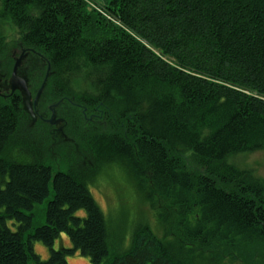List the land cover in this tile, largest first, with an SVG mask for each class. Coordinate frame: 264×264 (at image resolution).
<instances>
[{
	"label": "trees",
	"instance_id": "trees-1",
	"mask_svg": "<svg viewBox=\"0 0 264 264\" xmlns=\"http://www.w3.org/2000/svg\"><path fill=\"white\" fill-rule=\"evenodd\" d=\"M102 7L112 20L85 0H0L3 82L13 69L7 22L37 95L34 121L18 93L0 95V264L75 255L90 264H264V182L229 162L264 151V0ZM50 115L62 124L66 169L46 163L38 140L51 134ZM111 169L160 235L139 220L126 247L112 240L89 189ZM61 235L70 247L55 251Z\"/></svg>",
	"mask_w": 264,
	"mask_h": 264
},
{
	"label": "rangeland",
	"instance_id": "rangeland-1",
	"mask_svg": "<svg viewBox=\"0 0 264 264\" xmlns=\"http://www.w3.org/2000/svg\"><path fill=\"white\" fill-rule=\"evenodd\" d=\"M106 0H85L89 6L103 12V3ZM104 13V12H103ZM2 34L5 36V43H7V49L9 51V57L13 61V69L10 78L3 82V75L0 74V95L8 97L13 89V93H18L23 102V108L25 112L35 120V114L33 109L36 104L37 95L33 96L29 92V87L26 84L21 73L26 74L31 71L24 66V58L21 52L15 46L18 41L16 30L7 22L3 24ZM13 78V80H12ZM5 89L8 90L5 93ZM47 122V123H45ZM44 123L51 128V134L48 139L44 137L38 138L41 143L43 140L42 150L45 154V161L49 166L54 169H66L67 162L70 155L66 154L65 148L67 147L64 137L59 136L62 131L61 121H58L53 115H50ZM23 128L20 127L18 134L23 133ZM41 139V140H40ZM48 141L47 145L45 142ZM63 144V146H62ZM61 146V147H60ZM229 162L240 170H247L252 175L264 182V151H255L239 154L229 159ZM93 199L102 211L104 218L107 222L109 233L114 240L115 236H122V246L126 247L129 242V236L133 224L139 220H143L147 223L152 231L156 235H160L157 232V225L152 211L147 205L142 204L134 194L132 188L126 183L125 178L116 169H111L107 174L99 176L96 182L89 187ZM53 191L50 189V194L46 200L41 204L35 206L34 209V227L44 224V212L47 202L52 199ZM79 215H82L80 213ZM8 223V226L12 229H16V225ZM69 242L65 235H61L53 246V250L57 251L61 248H69ZM34 252L45 260L49 252L41 244L36 243L33 246ZM67 264H90L89 260L82 258L79 255L71 256L66 259ZM29 264H32L31 262ZM227 264H238L228 262ZM241 264V263H240Z\"/></svg>",
	"mask_w": 264,
	"mask_h": 264
},
{
	"label": "built area",
	"instance_id": "built-area-1",
	"mask_svg": "<svg viewBox=\"0 0 264 264\" xmlns=\"http://www.w3.org/2000/svg\"><path fill=\"white\" fill-rule=\"evenodd\" d=\"M100 13L104 16V17H106L107 19H109V20H112L109 16H107L105 13H103L102 11H100Z\"/></svg>",
	"mask_w": 264,
	"mask_h": 264
},
{
	"label": "water",
	"instance_id": "water-1",
	"mask_svg": "<svg viewBox=\"0 0 264 264\" xmlns=\"http://www.w3.org/2000/svg\"><path fill=\"white\" fill-rule=\"evenodd\" d=\"M12 80H13V78H12ZM13 93V89H12V92H11V94Z\"/></svg>",
	"mask_w": 264,
	"mask_h": 264
}]
</instances>
